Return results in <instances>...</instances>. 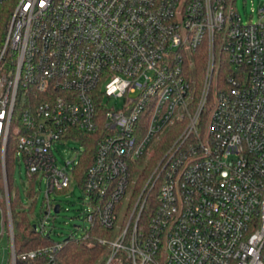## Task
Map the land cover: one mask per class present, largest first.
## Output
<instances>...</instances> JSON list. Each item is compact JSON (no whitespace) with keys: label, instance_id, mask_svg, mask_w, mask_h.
Segmentation results:
<instances>
[{"label":"built area","instance_id":"1","mask_svg":"<svg viewBox=\"0 0 264 264\" xmlns=\"http://www.w3.org/2000/svg\"><path fill=\"white\" fill-rule=\"evenodd\" d=\"M229 2L0 0V264L18 258L9 141L27 190L32 179L46 183L33 215L46 236L60 205L53 194L78 185L88 224L69 237L88 238L98 223L110 230L97 238L105 264H120V252L132 264H264V2L247 24L227 13ZM202 53L198 90L191 70ZM170 134L140 184L137 163ZM92 137L95 155L82 171ZM69 140L80 153L61 163L55 152ZM62 243L21 258H52Z\"/></svg>","mask_w":264,"mask_h":264},{"label":"trees","instance_id":"2","mask_svg":"<svg viewBox=\"0 0 264 264\" xmlns=\"http://www.w3.org/2000/svg\"><path fill=\"white\" fill-rule=\"evenodd\" d=\"M199 59H198V58ZM195 63L192 67L191 74L196 78L197 89L200 90L202 81L201 77L205 71V54L195 55ZM226 65L220 67L219 73L225 72ZM220 74V75H221ZM81 137L87 138V135L83 132L78 133ZM173 135L170 134L162 142H160L159 147L156 148L154 154L149 158L147 164L141 175L139 176L138 182L142 184L146 176L150 173L151 168L156 163L160 154L170 143ZM92 139V140H91ZM90 139L89 146L86 150V157L81 164V169L84 171L93 161L95 155V139L92 137ZM10 143H8L7 148V174L9 178V189L12 192L15 190V184L13 182V161L14 153L10 148ZM2 170L1 158H0V173ZM29 196H33L34 200L29 204H25L18 188L15 196L11 198V209L14 222V242L15 251L18 256L17 264H105L107 260L108 248L106 245L98 241L100 236H109L111 231L105 229L99 225L91 230L88 238L81 237H68L63 240L62 246L52 252V258L49 257L47 253L37 254L33 258L22 259L21 255L28 253L30 251L43 250L44 248H50L53 246L55 240L51 237L42 234L37 231L34 226V210L37 203L36 195L37 183L35 179L30 181L29 189L27 190ZM62 192V191H61ZM146 216V214H144ZM120 264H132L131 260L128 259L125 253L119 254Z\"/></svg>","mask_w":264,"mask_h":264},{"label":"rangeland","instance_id":"3","mask_svg":"<svg viewBox=\"0 0 264 264\" xmlns=\"http://www.w3.org/2000/svg\"><path fill=\"white\" fill-rule=\"evenodd\" d=\"M231 1L232 0H230L229 5L227 6V13H230L232 10H235L240 15V19L243 24L257 22L260 19L257 10L259 6L263 4L264 0H235V3L233 5L231 4ZM226 30L227 28L223 30L221 36L218 38L217 68L219 66V55L223 43L222 37L224 36ZM201 81H203V76L201 77ZM212 95L214 97V100L217 101L218 97L216 93V79L214 81V89ZM211 108L212 109L208 114L206 127L204 129L205 139L209 135L210 120L215 107L212 105ZM175 129H173L172 132L176 131ZM80 150H81V144L78 141L69 140L67 141L66 145L61 146L59 151H56L55 153L58 157V160L61 163H63L66 160L75 157L76 154L80 153L79 152ZM153 151L154 148L152 147L151 152L149 154L147 153L146 155H144L143 158L140 160V162L137 163L138 165L136 169L133 171V175H132L133 179L137 178L138 173L141 171V169L144 168ZM13 162H14L13 182L15 184V188H18L25 204L28 205L29 200L26 197V191H27V185L29 179L26 174L25 165L22 162H18L17 159L14 160ZM37 186L38 187L40 186L42 188V190L39 191L40 195L38 197L34 210V213L37 214V216H39L41 212L43 194L46 183L45 181H42L41 183L37 182ZM126 196H129V192L127 193ZM53 199L55 200V202L60 203L62 209L59 213L57 214L54 213L55 215H53L49 220L48 226L49 229H51V238L55 241H63L66 238H68L72 234V232H80V229H78L77 227L78 225L84 226L88 224V222L84 218L86 214L85 209H87L88 204L85 203V196L82 187L78 185L77 186L71 185L70 189L67 192L54 193ZM128 206H129V200L126 197L117 210L118 224L124 223L129 210ZM36 220L37 219L35 218L34 221ZM166 257H167V251L164 248L162 249L161 252L160 262L164 263ZM3 264H6V261H4Z\"/></svg>","mask_w":264,"mask_h":264},{"label":"water","instance_id":"4","mask_svg":"<svg viewBox=\"0 0 264 264\" xmlns=\"http://www.w3.org/2000/svg\"><path fill=\"white\" fill-rule=\"evenodd\" d=\"M54 211H55V213H59V212H60V205H59V204H57V205L55 206Z\"/></svg>","mask_w":264,"mask_h":264}]
</instances>
